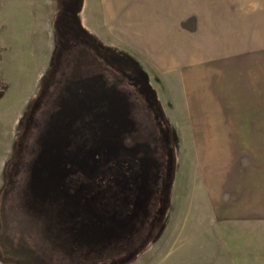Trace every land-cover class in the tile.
I'll return each instance as SVG.
<instances>
[{"label": "rangeland", "instance_id": "obj_1", "mask_svg": "<svg viewBox=\"0 0 264 264\" xmlns=\"http://www.w3.org/2000/svg\"><path fill=\"white\" fill-rule=\"evenodd\" d=\"M163 1L170 37L127 39L107 0H0V264L74 263L66 206L129 221L125 264H264V0Z\"/></svg>", "mask_w": 264, "mask_h": 264}, {"label": "crops", "instance_id": "obj_2", "mask_svg": "<svg viewBox=\"0 0 264 264\" xmlns=\"http://www.w3.org/2000/svg\"><path fill=\"white\" fill-rule=\"evenodd\" d=\"M127 1L130 0H107V4L105 2V5L102 4L103 22L107 23L110 29L112 28L111 31L116 37L127 39L128 37L138 39L170 37L168 32L174 31V24L177 25L179 22L178 11L174 10V7L177 9L178 6L164 1L160 5L155 2L151 4L148 0H131L129 4ZM153 5L158 6V15L149 13L148 7L151 8ZM127 22L132 25L125 26Z\"/></svg>", "mask_w": 264, "mask_h": 264}, {"label": "flooded vegetation", "instance_id": "obj_3", "mask_svg": "<svg viewBox=\"0 0 264 264\" xmlns=\"http://www.w3.org/2000/svg\"><path fill=\"white\" fill-rule=\"evenodd\" d=\"M95 75L99 76V72H97ZM103 81H104L106 86H112V84L107 79H105ZM113 82H115V81H113ZM50 85H51L50 83H47L46 84L47 88L51 87ZM41 102H42V99L40 98L38 103H36V105H39ZM42 112H46V111H42ZM99 181L102 182V180H99ZM125 183H128V180L125 181L124 184ZM124 184H122V185H124ZM128 188L131 189L132 187L128 186ZM129 201L131 204L132 199ZM35 214L37 216L39 215L37 213H35ZM112 214L114 215V213H112ZM102 215H105V214H102ZM128 217H130V216H126L125 218L128 219ZM83 218H86V217L79 218L78 219L79 223H77V225L74 228H71L73 225H70L66 222L58 223L54 226L55 229H54L53 236H54L55 240L57 241L56 242L57 246L60 248L61 255L63 257L69 258L70 260L73 257V260H71V262H74V263H72V264H78L79 261L86 262V260H90L88 258H90V256H92L93 260L90 261L91 264H101L102 262L99 259L100 256L103 253L107 254L108 252H110V254H112V256L109 257V260H111V262H109L107 264H116V262H119L128 256V255L123 256V257L120 256L118 258L115 257L116 251L127 252L129 250H127L123 247V243L118 242V244H115L116 242L113 238H115L114 234L116 233V231L114 229L109 228V226L111 224L110 223L106 224V221L99 222V227L103 228V237L105 239H103V241H98V240H93V242L89 241L87 236L91 235L92 233L96 234L97 230H95V226H91L89 224V222H86V223L80 222V221H82ZM109 219L110 218H108V220ZM87 220L92 222V220H89V219H87ZM106 225H107V228H106ZM48 227L49 226H47V228ZM43 231H45V230H41L40 232H43ZM118 234L120 235V237L123 236V235H121V233H118ZM110 236H112L113 238H108ZM112 240H113V242H112ZM113 244H115V245L112 247ZM111 247H112V251L110 250ZM125 247H126V245H125ZM113 253H114V255H113Z\"/></svg>", "mask_w": 264, "mask_h": 264}, {"label": "water", "instance_id": "obj_4", "mask_svg": "<svg viewBox=\"0 0 264 264\" xmlns=\"http://www.w3.org/2000/svg\"><path fill=\"white\" fill-rule=\"evenodd\" d=\"M117 129V128H116ZM123 129V128H122ZM99 134V138L97 140H101V143L104 142L107 144V147H110V146H115L118 143L117 140V134H115L116 136H112V134L110 135V140H108L104 135L105 133H98ZM97 135V134H96ZM113 141L114 144H111L110 142ZM115 152V151H113ZM118 157V154L117 155H112L110 158H116ZM143 175V173H142ZM142 175H139L138 177L141 178ZM169 175V174H168ZM129 180V178H128ZM133 180V179H131ZM141 190V189H140ZM136 201V200H135ZM67 202L69 203H72L71 200H67ZM136 205V204H135ZM137 206V205H136ZM80 206H66L65 208H61L60 210L58 211H54L52 213H50V215L52 217H50V224H51V220L54 221L53 224H51V227L53 228L56 224L58 223H63V222H66L70 225H73L71 228H74L77 223H79L78 219L81 218L82 216H84L85 214V211H83L81 208H79ZM90 211V210H88ZM91 212V211H90ZM89 215V213H88ZM116 212H114V215L108 220V221H111V225L109 226V228L111 229H114L116 231V233L114 234L115 238L119 239L120 235L118 233H121L124 234L125 231H127L125 229V227L127 226V224H129L127 221V223H125V221H121V220H117L115 217H116ZM105 216V215H104ZM103 216V218H96L99 222L101 221H106V219H104L105 217ZM88 219V218H87ZM96 220V221H97ZM89 224L91 226H95V230H97V233L96 234H91V235H88L87 238L89 241L93 242V240H98V241H103V239H105L103 237V228H100L99 226L96 225L97 222H90L88 221ZM106 228H107V225H106ZM118 234V235H117ZM54 237V236H53ZM108 238H113L112 236L108 237ZM114 239V238H113ZM135 254V253H134ZM134 254H129L127 257H125L124 259L121 260V262H126L127 260H130L132 256H134ZM120 263V262H118ZM117 264V262H116Z\"/></svg>", "mask_w": 264, "mask_h": 264}, {"label": "trees", "instance_id": "obj_5", "mask_svg": "<svg viewBox=\"0 0 264 264\" xmlns=\"http://www.w3.org/2000/svg\"><path fill=\"white\" fill-rule=\"evenodd\" d=\"M114 61L115 62H122V63H125V61H124V59L122 58V59H120L119 57H115V59H114ZM132 70L130 69L129 70V74H127L126 73V71H125V76L127 77V78H129V80H133V81H135V80H140V79H142V78H137L136 76H133L132 75ZM143 80V79H142ZM144 81V80H143ZM144 92V91H143ZM148 93V94H147ZM145 94H146V96H147V98L148 97H150V100L151 99H153L154 98V96L152 95L153 93L148 89V87H147V89H145ZM163 127V138H164V140L162 141V143L164 144V145H166L167 146V153H168V151H172V148H171V144H170V141H169V138H168V133H167V129L165 128V126L163 125L162 126ZM166 153V152H165ZM169 173H170V171H169ZM132 204V203H131ZM130 206V201L128 200V203H127V206L125 207V209L127 210V208ZM120 263H118L117 262V264H125V262H121V261H119Z\"/></svg>", "mask_w": 264, "mask_h": 264}]
</instances>
